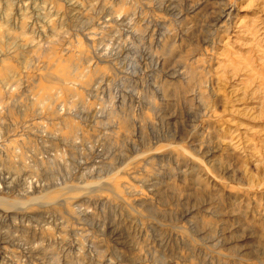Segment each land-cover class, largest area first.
Returning a JSON list of instances; mask_svg holds the SVG:
<instances>
[{"label": "rangeland", "instance_id": "374dc122", "mask_svg": "<svg viewBox=\"0 0 264 264\" xmlns=\"http://www.w3.org/2000/svg\"><path fill=\"white\" fill-rule=\"evenodd\" d=\"M5 56L0 264H264V0H0Z\"/></svg>", "mask_w": 264, "mask_h": 264}, {"label": "bare ground", "instance_id": "6f19581e", "mask_svg": "<svg viewBox=\"0 0 264 264\" xmlns=\"http://www.w3.org/2000/svg\"><path fill=\"white\" fill-rule=\"evenodd\" d=\"M28 5V4H27ZM29 6V5H28ZM232 6H234V5H231V7H229L228 8V12H226L228 15H232L233 14V9H234V7L232 8ZM223 12V11H222ZM117 13V12H116ZM44 14V13H43ZM226 14V15H227ZM127 15V14H126ZM225 15V14H224ZM22 16V15H21ZM120 16V15H119ZM123 17V16H122ZM18 18V17H17ZM104 19V18H103ZM115 20H116V18H115ZM114 20V21H115ZM18 21V20H17ZM108 23V22H107ZM16 24H18V22L16 23ZM105 24V23H104ZM110 24V23H109ZM19 25V24H18ZM98 25V24H97ZM105 26V25H104ZM109 26V25H108ZM101 27V26H100ZM20 28H22V31L24 32L25 31V29H23V28H25V24H23L22 22H21V25H20ZM28 29V28H27ZM44 29V28H43ZM100 29V28H99ZM94 30V29H93ZM88 31H90V30H88ZM95 31V30H94ZM22 32V33H23ZM26 32V31H25ZM32 32H34V31H32ZM86 32V31H85ZM84 32V33H85ZM96 33L97 32H93V31H90V32H88V34L87 35H85V37H87L88 39H92L93 38V36L94 35H96ZM52 34V33H51ZM21 35V34H20ZM24 35V34H23ZM34 35V34H33ZM58 35V34H57ZM30 36V35H29ZM35 36V35H34ZM34 36H33V38H34ZM76 36L78 37V35L76 34ZM98 34H97V38H98ZM96 39V38H95ZM90 41V40H89ZM93 41H94V39H93ZM91 43H92V41H91ZM95 44V43H94ZM154 45V44H153ZM94 46V45H93ZM41 50V49H40ZM97 52V51H96ZM100 52V51H99ZM80 53V52H79ZM3 54H5V53H3ZM42 54V53H41ZM46 54V53H45ZM85 54V53H84ZM8 55V54H7ZM9 56V55H8ZM8 56L6 57L5 56V58H0L1 59V61H2V59H3V61L5 62L6 60H7V58H8ZM11 56H13V55H11ZM80 56H83V54L82 55H80ZM106 56V55H105ZM2 57V56H1ZM10 58V57H9ZM8 58V59H9ZM12 59V58H11ZM9 61H11L10 59H9ZM7 62V61H6ZM0 64H2V62L0 63ZM6 66H8L7 65V63H6ZM2 72V71H1ZM0 72V80L1 79H3V80H1V81H3V83H4V79H7V77H4V75H3V73H1ZM3 72H6V71H3ZM7 73V72H6ZM7 74H5V76H6ZM7 81H9V79L7 80ZM6 82V81H5ZM4 85V84H3ZM11 86V85H10ZM9 89V88H8ZM7 90V89H6ZM61 107V106H60ZM64 107V106H63ZM63 109V108H62ZM59 112V111H58ZM59 117V116H58ZM64 118V117H63ZM26 126V125H25ZM37 126V125H36ZM76 128V127H75ZM2 129V128H1ZM2 131V130H1ZM27 131V130H26ZM30 131V130H29ZM24 132V131H23ZM2 137V136H1ZM165 138V137H164ZM2 142V141H1ZM7 145V144H6ZM12 145V144H11ZM9 147H10V145H9ZM8 147V148H9ZM7 148V149H8ZM201 148V147H200ZM5 149V148H4ZM14 149V148H13ZM210 149V148H209ZM2 150H3V148H2ZM9 150V149H8ZM13 151V150H12ZM211 151V150H210ZM199 152V151H198ZM1 153H2V151H1ZM8 154V153H7ZM205 154H207V150L204 152V159H205V157H207V155L205 156ZM11 155V154H10ZM9 156V155H8ZM10 157V156H9ZM17 158V157H16ZM15 160V159H14ZM152 160V159H151ZM10 161V160H9ZM12 161H13V157H12ZM19 161V160H18ZM125 171H123V173H124ZM126 173V172H125ZM124 173V174H125ZM120 175V174H119ZM220 175V174H219ZM116 176V175H115ZM115 176H113V177H110V179H115V180H117L116 181V183H117V187H115L114 186V188H116V190L117 189H120L121 191H122V189L124 188V187H127L128 188V185L126 184L127 182H125L123 179L122 180H118V174H117V176H116V178H114ZM4 181V180H3ZM32 186V185H31ZM143 186V185H142ZM30 188H33V187H30ZM130 188H132V186L130 185ZM102 189V188H101ZM124 189H126V188H124ZM130 191V190H129ZM132 191V190H131ZM140 192V191H139ZM132 194H134L135 195V193H133V192H131ZM27 194V193H26ZM120 194V193H119ZM130 194V193H129ZM139 194V193H138ZM143 194V193H142ZM142 195H138L137 197H140V199L142 198L141 197ZM39 197V196H38ZM43 197V196H42ZM135 198V200H136V202H137V200H138V198ZM34 199V198H33ZM148 199V198H147ZM146 199V200H147ZM142 200V199H141ZM6 201V200H5ZM145 201V200H144ZM147 202V201H146ZM9 211V210H8ZM64 233V232H63ZM59 236V235H58ZM62 239V238H61ZM64 239V238H63ZM57 240V239H56ZM20 250V249H19Z\"/></svg>", "mask_w": 264, "mask_h": 264}]
</instances>
